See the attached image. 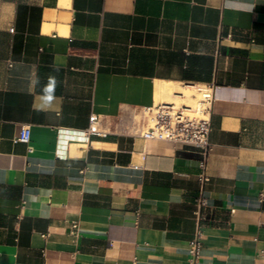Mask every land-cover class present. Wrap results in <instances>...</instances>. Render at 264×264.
<instances>
[{
	"label": "crops",
	"instance_id": "crops-1",
	"mask_svg": "<svg viewBox=\"0 0 264 264\" xmlns=\"http://www.w3.org/2000/svg\"><path fill=\"white\" fill-rule=\"evenodd\" d=\"M190 83L216 86L199 222L198 152L138 119ZM198 227L199 264H264V0H0V264H189Z\"/></svg>",
	"mask_w": 264,
	"mask_h": 264
},
{
	"label": "built area",
	"instance_id": "built-area-1",
	"mask_svg": "<svg viewBox=\"0 0 264 264\" xmlns=\"http://www.w3.org/2000/svg\"><path fill=\"white\" fill-rule=\"evenodd\" d=\"M13 30L11 28V31ZM187 85L194 89V93L191 95V98L195 100L194 104L159 102L144 107L141 112L146 129L142 135L145 139L170 141L178 145L191 147L198 152L200 192L195 200V215L199 222L203 218L204 209L208 206L206 185L210 181V175L207 168L212 150L210 142L211 115L216 86L213 83H190ZM177 95L182 100L187 98L183 93H177ZM101 122V116L92 114L87 129L62 131L58 142V157L64 158L67 155V145L62 140L63 136H67L72 140L87 142L92 135H105L107 133ZM16 141L23 143L31 141L30 126L20 128ZM202 249V232L198 227L189 246V264H199Z\"/></svg>",
	"mask_w": 264,
	"mask_h": 264
},
{
	"label": "bare ground",
	"instance_id": "bare-ground-1",
	"mask_svg": "<svg viewBox=\"0 0 264 264\" xmlns=\"http://www.w3.org/2000/svg\"><path fill=\"white\" fill-rule=\"evenodd\" d=\"M165 84V83H164ZM169 86L170 85H159L157 87V102L158 101H163V102H175L177 104H180L182 102H187V101H193V104L195 102L194 99L191 98V95L194 93V89L190 86H187V87H182V88H179V93H183L185 96H187V101L186 100H182L180 99L178 96L177 97H171L173 92L171 89H169ZM178 87V86H177ZM169 94V97L167 99L164 98V95L165 94ZM176 96V95H175ZM164 99V100H163ZM188 104V103H187ZM193 104H189V105H193ZM82 148V145L80 144H77L75 146V149H80ZM78 154V153H77Z\"/></svg>",
	"mask_w": 264,
	"mask_h": 264
},
{
	"label": "rangeland",
	"instance_id": "rangeland-1",
	"mask_svg": "<svg viewBox=\"0 0 264 264\" xmlns=\"http://www.w3.org/2000/svg\"><path fill=\"white\" fill-rule=\"evenodd\" d=\"M169 89H171L172 90V92H173V90H174V88L173 87H169ZM164 100V99H163ZM187 103L188 104H193V101L191 102V101H187ZM138 119L139 120H141L142 119V112L141 111H139V117H138Z\"/></svg>",
	"mask_w": 264,
	"mask_h": 264
},
{
	"label": "clouds",
	"instance_id": "clouds-1",
	"mask_svg": "<svg viewBox=\"0 0 264 264\" xmlns=\"http://www.w3.org/2000/svg\"><path fill=\"white\" fill-rule=\"evenodd\" d=\"M54 85V81L52 82V84L47 88V89H45V91L47 92V93H51V91H52V86ZM48 99H51V96L49 95L48 97H47Z\"/></svg>",
	"mask_w": 264,
	"mask_h": 264
}]
</instances>
